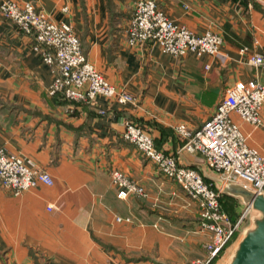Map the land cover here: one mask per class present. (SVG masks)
<instances>
[{
  "label": "crops",
  "instance_id": "0c3cea01",
  "mask_svg": "<svg viewBox=\"0 0 264 264\" xmlns=\"http://www.w3.org/2000/svg\"><path fill=\"white\" fill-rule=\"evenodd\" d=\"M14 1L31 2L70 24L87 60L135 101L97 96L70 102L49 95L51 68L31 48V37L0 12V145L33 160L55 183H38L17 195L0 187V264H175L163 260L173 256L166 250L177 249L168 248L166 231L184 233L179 240L188 252L197 239L207 238L190 221L196 204L188 207L177 183L123 139V122L143 126L157 148L176 154L180 164L220 188L200 153L178 152L183 140L175 127H201L237 81L264 83V69L250 65L248 53L241 52L264 47V0H156L170 19L194 33L221 36L218 54L181 57L156 43H127L124 30L136 0ZM260 115L259 125L232 118L246 143L264 153V104ZM113 170L139 182L148 196L118 198ZM232 185L240 186L226 184L223 194ZM242 201L234 214L245 206ZM166 202L178 204L182 214L163 212Z\"/></svg>",
  "mask_w": 264,
  "mask_h": 264
},
{
  "label": "built area",
  "instance_id": "2783aa9c",
  "mask_svg": "<svg viewBox=\"0 0 264 264\" xmlns=\"http://www.w3.org/2000/svg\"><path fill=\"white\" fill-rule=\"evenodd\" d=\"M0 12L33 37V50L54 73L48 88L49 95L60 94L71 102H92L97 96H102L120 104L134 103L131 93L109 83L87 60L79 36L70 24L53 20L31 2L3 0ZM124 31L130 46L152 42L162 52L175 57L184 56L187 52L196 55H216L220 52L219 34L209 30L202 34L194 33L170 19L156 0H136ZM241 52L248 53L250 65L264 69V47L250 51L242 48ZM263 104L264 83L256 79L237 81L225 89L214 112L201 127L196 130L182 124L175 127L183 140L178 152L200 153L206 166L220 178V188L212 187L196 169L180 164L176 154L157 148L143 126L132 120L123 122V139L152 161L163 176L179 184L195 202L198 209L195 218L197 231L208 237L203 245L208 260L217 256L227 241L237 234L245 213L255 210L250 203H246V210L240 218L232 221L222 209L220 198L223 186L239 184L264 196V153L246 143L239 125L232 118L236 115L245 122L259 125ZM111 181L117 188L118 198L147 195L138 182L119 170L112 171ZM38 183L49 188L55 185L52 176L33 160L9 153L0 145V187L17 195ZM116 219L120 220L119 217ZM131 264L145 263L137 260ZM192 264L205 262L196 260Z\"/></svg>",
  "mask_w": 264,
  "mask_h": 264
},
{
  "label": "rangeland",
  "instance_id": "374dc122",
  "mask_svg": "<svg viewBox=\"0 0 264 264\" xmlns=\"http://www.w3.org/2000/svg\"><path fill=\"white\" fill-rule=\"evenodd\" d=\"M27 35L31 37L32 44H33V37L31 35H29V34H27ZM31 48L33 49V45H31ZM39 58H41V56H39ZM132 180H134V179H132ZM134 181H136V180H134ZM177 185L180 187V189H181L182 193L184 194V196H186L188 198L187 206L190 205L192 202L195 204V202L193 200H191L186 195V193L183 191L181 186L179 184H177ZM142 187L144 188V186H142ZM145 191H146V189H145ZM243 191H245V189H243L240 186H236V185L229 186V188L227 189V193H226L227 196L224 198V201H225V204L228 207V209L230 211H232V212L231 213L229 212L230 213L229 214L223 208L222 209L228 214V216L232 219V221H236L238 218H240V216L246 210V207L243 206V208L240 210V212L238 214H234L233 213L234 208L236 206H238V205L242 206L243 205V203H242L243 201L242 200H245V196H244L245 192H243ZM146 194L147 195L145 197L148 196L147 191H146ZM130 196H134V195H130ZM135 197H141V196H135ZM177 205L176 204L175 205H173V204L171 205L170 203L166 202V203H164V206H163L162 210H163V212H170V211L174 210V212L180 214L181 212H180V209H178ZM197 211H198V209H197V206H196L195 207V211L190 216V221L195 224L196 229H197V224H196L195 218L197 216ZM257 217H259V212L256 211V210H252L251 209V210H249V211H247L245 213V215L243 216L242 221L240 223V230L235 235L234 240H232L231 243H229L231 239L227 241L229 244L227 245V243H226L224 245L223 250H222V254H220V256L218 257V259L216 260V262L214 264H228L230 262L237 243L243 237L245 232L247 230L251 229L254 226V220ZM119 218H120V220H123L122 217H119ZM125 220H130V219L128 218V219H125ZM166 232H167V235H165V238H166L165 240H166V242L168 244L167 245L168 248L177 247V249H175V251L166 250L167 255H170V256L173 255V256L172 257H165L163 259L164 261H170L173 258L174 259L173 261H176L175 264H192V262H195L196 260H203L205 262V264H208L209 261L212 259V258H210L209 260L206 259L207 253H206V251L204 250V247H203V245L206 243V241H208V237L206 238L204 236L203 239L202 238L197 239V245H196L195 249L193 251L191 250L190 252H188L187 251L188 245L187 244L184 245L182 243V241L179 240V238L184 236V233L177 234L178 231H175L173 233L171 231H166ZM198 233L200 234V232H198ZM184 237L186 238V236H184ZM181 253L185 254L186 257L185 256H181L182 255ZM167 258H169V260H167Z\"/></svg>",
  "mask_w": 264,
  "mask_h": 264
},
{
  "label": "water",
  "instance_id": "95a60500",
  "mask_svg": "<svg viewBox=\"0 0 264 264\" xmlns=\"http://www.w3.org/2000/svg\"><path fill=\"white\" fill-rule=\"evenodd\" d=\"M242 188L245 189L246 203L259 212V217L237 243L228 264H264V196Z\"/></svg>",
  "mask_w": 264,
  "mask_h": 264
},
{
  "label": "trees",
  "instance_id": "16d2710c",
  "mask_svg": "<svg viewBox=\"0 0 264 264\" xmlns=\"http://www.w3.org/2000/svg\"><path fill=\"white\" fill-rule=\"evenodd\" d=\"M53 97H57V98H62V99H64L60 94H54V95H52ZM66 100V99H65ZM156 146V145H155ZM227 195L226 194H223L222 196H221V205H222V208L225 210V211H227L228 213L230 212H232V211H230L229 209H228V207L226 206V204H225V201H224V198L226 197ZM229 213V214H230ZM235 235L236 234H234L232 237H231V240H230V242L229 243H231L232 242V240H234V238H235ZM228 242H227V245L229 244ZM220 254H222V250L217 254V256H215V257H213L210 261H209V263L208 264H214L215 262H216V260L218 259V257L220 256Z\"/></svg>",
  "mask_w": 264,
  "mask_h": 264
}]
</instances>
